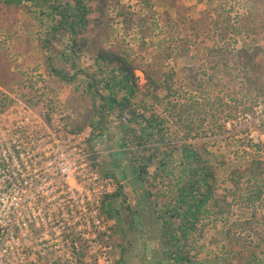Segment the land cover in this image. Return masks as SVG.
<instances>
[{"label": "trees", "instance_id": "1", "mask_svg": "<svg viewBox=\"0 0 264 264\" xmlns=\"http://www.w3.org/2000/svg\"><path fill=\"white\" fill-rule=\"evenodd\" d=\"M91 1L97 2L99 15L92 22L95 33L91 39V47L96 49L90 56L93 71H87V67H80L79 59L87 44L83 35L91 25L89 16L92 11L88 5ZM212 1L222 3V0ZM112 2L114 4L110 6ZM140 2L149 11L155 4H161L163 11L159 15L142 16L131 12L128 7L118 8L119 0H0V27H7L5 23H8L6 20L11 13L37 16L47 23V32L44 36H37L33 46L37 56L34 58L32 72L43 70L46 80L42 88L47 89L50 94H57L58 89L65 84L74 86L65 99V106L73 115L70 132L90 129L89 161L102 177L114 178L104 167L105 163L103 166L100 163V154L93 149L94 142L111 125L117 124L120 129L121 155L129 156L128 172L123 171L121 175L123 179H127L128 174L135 183L144 186L142 196L146 203L136 197L134 206L129 203L125 205V198L119 200L122 197V187L119 184L115 192L102 199L101 215L107 221L113 219L116 222L109 227L110 244L113 250H119L120 255L115 264H124L125 255L129 251L127 247L130 248L129 244H124L125 231L118 225V212L115 209L117 204L141 220L145 213L138 211L140 206L146 212L155 214L162 240V248L156 249V257L161 258L155 264H193L195 257L191 255V250L205 235L212 221L224 219V223L228 222L225 217H229L233 210L251 214L264 198V143L255 147L263 153L262 158L250 161L247 171L232 169L222 188L216 187L215 174L222 169L224 163H216L211 159L206 143L193 142L195 135L188 112L190 107L186 105L188 101L194 100V93L202 92L204 85L197 73L192 71L186 78L192 93L182 91L180 87L174 86L172 75L163 69V64L171 58L174 50L172 46L178 43V39L181 40L179 44L183 54L188 51V41L180 35L186 31L188 24L185 19L186 9L181 0ZM245 2L246 14L238 16L235 20L237 22L228 16L223 17L220 11L210 10L217 16L211 26L218 30L220 41L209 48L206 55L207 70L212 73L219 71L221 74L214 81L210 77L214 89H220L219 86L223 88L231 82L228 68L229 62L235 58L234 64L241 79L233 83L234 88L229 90L226 98L232 104L234 112L238 110L242 113L250 112L259 100L264 99V0ZM106 7L117 10L124 31L134 30L141 35L139 52L146 47L151 31L158 30L155 35L157 39H154L156 42L151 44L156 52L152 54L153 61L146 62L141 53L131 59L121 41L109 42L108 25L102 15V10ZM27 21L25 24L30 26V20ZM189 29L197 34L196 26L191 25ZM231 33L252 35L254 41H260L261 44H255L250 49L234 50L231 47L234 42ZM21 37L23 35L12 32L3 41L0 39V88L7 89L15 81L31 84L21 80L20 70L13 61V58L23 54L21 48L14 46V43L11 48L3 45ZM66 41L67 45L58 52V61L55 62L52 55L53 43ZM102 41H108V48L103 47ZM58 62L69 66V71L65 67H59ZM137 70L145 80L144 91L139 87V78L135 75ZM79 75L84 78L76 83ZM160 88L165 92L162 99L155 95ZM5 98L7 99L0 91V111L6 107ZM148 98L153 100L152 105L145 103ZM156 103L161 106L160 114ZM262 127L264 132V125ZM171 128L182 134L181 139L167 137ZM219 131L224 132L222 126ZM175 154L179 156L177 159ZM111 161L117 167L118 162L115 163L114 159ZM162 189L167 192L159 191L160 194H157L152 191ZM166 196L169 197L168 200ZM162 198L166 201L159 207L158 201ZM238 230L257 231L256 234L263 236L264 216L257 220L247 219L228 224L225 243L229 245H223L224 253L217 260L218 264L230 263L231 248L234 247V242H230L234 232ZM260 241L263 239L260 238ZM255 247L250 253L254 254ZM142 256V263L150 264L143 251ZM250 258L245 264H262L252 259V255Z\"/></svg>", "mask_w": 264, "mask_h": 264}, {"label": "rangeland", "instance_id": "2", "mask_svg": "<svg viewBox=\"0 0 264 264\" xmlns=\"http://www.w3.org/2000/svg\"><path fill=\"white\" fill-rule=\"evenodd\" d=\"M184 8L186 9L185 19L188 20L186 31L180 33L182 37H185L188 41V51L183 54L182 48L180 47L179 41L174 44L172 48L174 49L171 58L164 62L163 69L172 75L173 84L175 87H180L182 91H187L192 93V90L187 82V74L189 72H195L198 75V79L202 81L204 87L202 92L194 93V100H190L186 103L189 108L188 112L192 120V128L194 129L193 135H195L193 142L206 143L207 151L211 156V159L220 163L223 162L222 169L215 174L216 177V187L218 189L222 188L225 183V179L232 169H241L244 171L248 170L250 161L257 160L263 157V153L256 150L254 144L251 143L250 134L253 129L249 126L241 127L244 123L239 120L242 115L252 113V110L248 113H242L240 111L234 112L231 103L228 102L226 98L227 93L230 89L234 88V82L241 79L239 72L234 64V57L229 62V74L231 76L229 83H227L223 88L219 86L220 89H214L213 81L221 76L219 71L214 73L207 70L206 67V55L209 48L219 43L220 36L218 30L211 26L217 20V16L210 10L220 11L223 17L228 16L232 21H235L238 16L246 14L247 5L245 0H222L221 4H217L212 0H181ZM112 2L110 4L113 5ZM91 8V15L89 20L91 25L83 35L86 41V47L83 51L82 56L79 59V64L81 68H86L87 71H91L92 60L90 56L96 52V49L91 47V39L95 33L92 26L93 20L99 15L98 5L96 1L88 2ZM121 6L128 7L131 12L147 16L150 14L159 15L163 8L161 4H155L151 11L146 9L140 2V0H119L118 8ZM32 10H36L32 8ZM37 11V10H36ZM102 15L108 25V36L109 42H122L124 47L128 50L127 53L134 59L140 55L146 59V62L153 61L154 50L153 43L157 39L158 30L151 31L149 36V41H146V47L144 50L139 52V44L142 42V37L136 31H124L121 18L117 16V10H112L111 7H106L102 10ZM30 20L31 24H25ZM5 22V21H4ZM5 25L7 27H0V39L4 40L6 35L12 32H17L19 36L23 35L19 40H12L11 42L4 43L5 48H11L12 44L14 46H19L23 54L13 58L14 63H16L17 69L20 70L21 80L29 83H22V81H15L11 83L10 87L0 88L2 91H7L9 94L13 95L15 99L22 101L24 104L29 106L36 114H41V111L52 109L53 113L51 115L59 114L65 116V121L67 127L71 130V121L73 115L70 110L65 106V99L68 93L73 89L69 85L61 86L57 94L53 95L50 92L42 88L44 86V81L46 80L43 70L39 69L37 72H32V67L35 64L34 58L37 56V52L34 49L35 41L37 36H44L47 32V23L43 22L42 19H38L32 16L18 14H10L9 18L6 20ZM194 25L198 28L195 32H192L189 27ZM238 27V25H236ZM153 27V26H152ZM151 27V28H152ZM161 27V26H159ZM232 48L234 50L240 49H250L255 44L260 45V41H254L253 36H244L243 34L237 33L232 34ZM155 37V38H153ZM177 38V37H176ZM65 43H53L52 55L54 56L55 62L57 60V54L67 45ZM104 48H108V41L101 42ZM152 44V45H151ZM11 53V50L9 49ZM234 55V54H233ZM59 67H65L69 71V66L58 62ZM93 71V70H92ZM135 75L139 78V87L141 91L146 90L143 88L145 80L140 71H135ZM83 76L79 75L76 83L82 81ZM213 78V81L210 80ZM76 85V84H75ZM158 98L162 99L165 95L164 89L160 88L155 92ZM220 97L217 99V97ZM6 107H11L13 102L12 99L7 96L4 99ZM259 100V99H258ZM8 102V104H6ZM153 100L148 98L145 103L149 106L152 105ZM14 106V105H13ZM158 114L161 113V106L156 103ZM8 110V109H6ZM19 111V114H18ZM26 113L20 110L19 105L15 102L14 109L9 110L8 113L2 114L0 116V134L7 133L13 129L10 125H14V122L10 120H16L18 117L20 119ZM231 115V116H229ZM19 122V120H17ZM229 122L228 128H226L225 123ZM264 125V124H263ZM222 126L224 132L219 131V127ZM263 127L260 129L258 135L259 143H264V132ZM86 129V128H85ZM83 129V130H85ZM82 130V131H83ZM169 139H181L182 134L175 132L173 128L169 130L167 135ZM122 139V134L120 132L117 124L111 125L103 134L102 137L98 138L94 142V151L100 154V163L113 174V192L117 189L118 184L122 187V197L120 201L126 200V204L131 206L135 205L136 197L146 203L143 198V187L139 183H135L130 177L123 179L121 172L127 171L129 156L121 155L123 153L120 150V142ZM258 151V152H257ZM112 155V156H111ZM115 155V156H113ZM120 155V156H119ZM112 157V158H111ZM174 157L177 159L179 156L175 154ZM114 159L118 164L117 167L113 166ZM213 166L212 164H210ZM153 168L150 169V172ZM251 175V174H250ZM153 192L160 194L167 192V190H152ZM160 191V192H159ZM167 194V193H166ZM171 196V194H169ZM168 200L169 197L166 196ZM166 199H159V207L161 203H165ZM101 204V203H100ZM118 212V225L125 231V243L129 244L130 248L125 255L124 264H143L142 251L147 255L150 260V264H155L161 258L156 257L157 248H162V240L160 236V226L155 218V214L151 212H146L144 207L140 206L138 211L144 214L143 220L138 219L136 216H132L124 207H120L119 204L115 206ZM145 210V211H144ZM100 212V208H99ZM101 215V213H100ZM264 216V198L257 205L256 209L250 214L239 210H233L228 219V222L212 221L205 235L200 239L195 248L191 250V255H194L193 264H218V259L223 256L225 243V232L228 228V224L234 223L236 221H246L261 219ZM104 224L106 229L109 231V227H112L116 222L111 220H106L104 216ZM254 219H253V218ZM37 232L34 235H28L26 237L14 236V240L6 241L0 234V246L3 252H0V264H115L119 260V250H113L110 244V236L108 240L101 239L100 247H89L82 240H79L77 245H79L78 250L71 247L70 238L69 241H65L67 237L65 234H57L58 232L52 233L44 232L41 228L35 230ZM257 232V231H256ZM256 232L238 230L233 234L231 242H234V247L231 248L230 263L229 264H242L246 263L247 259H251L250 255L253 256L252 259L255 261L262 262L264 264V233L263 236L256 234ZM18 238V241H16ZM260 238L263 241H260ZM126 241L128 243H126ZM229 245V244H227ZM111 247V250L104 251V247ZM255 247L254 254L250 253L252 248ZM248 247V248H247ZM227 248V246H226ZM238 253V254H237ZM155 256V258H154Z\"/></svg>", "mask_w": 264, "mask_h": 264}, {"label": "built area", "instance_id": "3", "mask_svg": "<svg viewBox=\"0 0 264 264\" xmlns=\"http://www.w3.org/2000/svg\"><path fill=\"white\" fill-rule=\"evenodd\" d=\"M2 92L13 104L4 107L0 116L14 109L15 102L26 114L22 119H9L14 122L10 125L13 129L0 134L1 236L13 241L16 235H34L37 232L33 229L41 228L65 234V241L70 238L75 250L79 240L99 248L101 239L110 236L99 212L100 203L114 187L111 178L100 176L90 164V129L71 133L64 115H51V108L36 114L7 91ZM239 120L244 123L241 127L253 129L251 143L258 145L256 134L264 124V99ZM229 124L225 123L226 128ZM102 250L107 252L111 247Z\"/></svg>", "mask_w": 264, "mask_h": 264}]
</instances>
